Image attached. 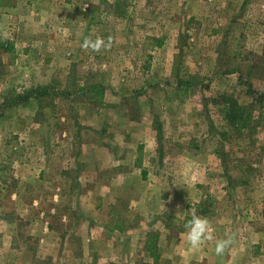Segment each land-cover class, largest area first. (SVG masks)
Wrapping results in <instances>:
<instances>
[{
    "label": "rangeland",
    "instance_id": "obj_1",
    "mask_svg": "<svg viewBox=\"0 0 264 264\" xmlns=\"http://www.w3.org/2000/svg\"><path fill=\"white\" fill-rule=\"evenodd\" d=\"M67 2L30 9L29 18L42 19L23 32L38 30L37 23L55 38L37 39L35 59L0 53V264H62L51 256L57 222L76 212L81 221H103L109 213L127 241L153 242L163 224L172 227L167 235L178 234L191 216L188 206L205 201L216 236L247 233L232 229L238 220L264 228V0L237 5L232 17L197 21L174 19L173 5L153 0ZM21 23L17 18L15 29ZM96 36H111V47L85 51L83 41ZM159 43L162 52L154 50ZM181 78L192 81L187 93L177 87ZM38 87L49 88L41 100L16 103ZM93 88L104 90L102 99ZM223 94L252 109L256 125L249 135L227 127L225 108L212 103ZM139 147L149 178L117 182L118 172H133ZM62 171L78 189L72 206L66 195L64 204L57 201V188L67 186L57 179ZM164 205L168 212L143 215ZM32 207L35 212L25 211ZM127 248L132 264L153 263L141 245ZM209 248L208 259L193 263L225 264ZM41 252L45 260L37 258Z\"/></svg>",
    "mask_w": 264,
    "mask_h": 264
},
{
    "label": "crops",
    "instance_id": "obj_2",
    "mask_svg": "<svg viewBox=\"0 0 264 264\" xmlns=\"http://www.w3.org/2000/svg\"><path fill=\"white\" fill-rule=\"evenodd\" d=\"M63 1H65V3H68L67 0H59V2H63ZM153 1L155 3H169L173 5L174 13L178 15V17L174 15V19L184 20L186 18H189V20L193 19L197 21L201 19L205 20L208 19L209 17L213 18V16L215 19H219L220 17L224 18V15L232 17L230 13L233 12V9H235L237 5L242 4L243 6V4H247L252 0H163V1L153 0ZM55 3H57V0H0V37H1L0 42L6 43L5 44L6 46L10 45L13 51L17 53L21 52L22 57L24 58H28L29 60L35 59V57H31V54H33V52L35 53V50L32 48H34L37 39L40 38V36L45 35L44 41L45 43H48L52 39L54 41L55 38L47 35V33H45L44 31V28H41V26L37 23L35 24L36 26L38 25V30L32 29L33 31H29L27 35L25 34V32H23V28L24 26H26V23L28 24L31 21L34 22V21H38L39 19H42V17L29 18L30 9L36 11V8L37 9L41 8L39 7V5L55 4ZM19 12L21 16H19ZM35 16H37V14ZM17 18L21 19L22 23L20 26H18L15 29L16 26L14 24L17 22ZM26 27L29 28V30L31 29V26H26ZM32 28H36L34 24L32 25ZM53 31L55 34L57 33V31H55L54 29ZM30 32H32V34L37 33L38 35H30ZM5 33L7 35H5ZM19 45L26 46V48L22 47L24 49H19L20 48ZM56 46H57V40H56ZM165 49L166 46L164 44L162 45V43L161 46L154 47V50L155 51L157 50L159 52H162ZM0 53H2L5 57L6 55L7 56L10 55V53H8L7 51L1 48H0ZM34 64H36V62H34L33 65ZM148 148L150 150L152 148V143L150 142V140L147 146L145 147V151H144L145 153L148 152ZM138 160L140 161V164L137 167L136 163ZM144 163L145 162L141 154V156L139 155V157H137L133 161L132 163L133 172L131 174H125V173L119 174V172L117 173V178H116L117 182L121 181V183L125 184L126 181L129 182L131 178H135V176L137 175L139 176L140 180H144L143 175L145 177V180L148 179L150 174L144 168L145 166ZM135 170H137L138 173H136ZM66 172L62 171L61 175H58L57 177V179H62L63 182L67 185L66 188L64 189L57 188V201H58V197H62L64 204L67 196L69 199L68 202L70 203L69 205L72 206L73 201L70 197H72V195L78 197V191H77L78 189L76 190V188L73 187V178L69 176L68 171ZM114 178L115 177L109 179L105 183V185L108 183L111 184V181H113ZM108 188H112V187H108ZM188 191L191 192L190 194H194V191H192L191 189H188ZM64 195L66 196L64 197ZM199 203L201 202H197V204ZM74 206H76V204ZM110 208L111 210H113V206ZM29 210L35 212V209L33 207L25 209V211H29ZM163 210L164 212H168L165 211L168 210L166 205L160 208L147 207L144 210L146 211V213H143V215L157 214L158 212H161ZM181 211L185 212V208ZM70 213L73 215L72 212ZM171 213L172 212L163 215H165L166 217H172L173 215ZM104 215L105 218L103 221H98L94 217L91 218L92 216L90 217L91 218L90 220L81 221L80 220L81 215L78 212H76L73 215L74 218L73 220L70 219L68 215L63 214L60 222H57V238H56L57 254L54 255L53 253L51 254V256L53 258L57 257V260L61 261L62 264H76L75 261H86L85 264H89L88 261H92V260H97L98 264H111V262L109 261L114 262L116 261V259H118L117 264H132L131 261L129 260V257H131V252L128 251L127 247L137 244V245H141L142 252L152 260L153 258L151 254L154 252V254L157 257H159V264H164V261L169 264H194L193 262H203L204 259H208L209 255L207 254L211 252L209 246L212 247L213 250H215L216 240L225 238L226 236L225 234H222L223 231H219L220 232L219 234L220 238H219V235L216 236L215 230L217 228H214L215 239H213L212 241H206L199 250H194L189 246L187 242V238L185 235L187 231L185 230L186 219H184V221H182L181 223V225H184V227L176 235H167V233L169 234V232L171 231L172 227L170 224H163V229L165 230V232L162 233L163 235L158 234L157 236H155L153 240L154 243L151 241V239L147 240L145 238H141V239L133 238L131 241L129 240L127 241L123 235L125 231L122 230L121 232L117 230V228H115L116 226L110 225L108 221V217L110 216L109 213H105ZM197 215L203 216L200 214ZM209 215L205 217L208 218L211 217ZM174 216L176 217L175 214ZM240 219L241 221H243L242 218ZM146 227L148 228V232H151L150 231L151 227L149 225H147ZM46 228L49 229L48 227ZM232 229L233 230L243 229L244 231H247V233L245 234L240 233L241 234L240 237H235V242L231 246V248L223 256H218V258L224 259L225 264H248V261H254V260H260L261 262H264V228L261 229L258 226V224H252L251 227H248V224H245L244 221L243 223H241V225H239V220H238L237 225H234ZM223 230H227V231L231 230V227L230 228L226 227ZM250 230L252 232H250ZM255 235L260 236L261 241L254 242V240L257 238V236ZM40 242H42V240H40ZM151 244H155V248L153 250L150 249ZM37 258L41 260H45L46 257L44 255V252L39 253L37 255ZM106 261L108 262L106 263ZM149 263L153 264L152 262Z\"/></svg>",
    "mask_w": 264,
    "mask_h": 264
},
{
    "label": "trees",
    "instance_id": "obj_3",
    "mask_svg": "<svg viewBox=\"0 0 264 264\" xmlns=\"http://www.w3.org/2000/svg\"><path fill=\"white\" fill-rule=\"evenodd\" d=\"M1 41V40H0ZM6 43L0 42V48L7 51L8 53H13V49L10 45L6 46ZM161 46V43L158 44ZM239 54V53H238ZM240 73V71H238ZM192 84L191 79H187V81H183L182 78L178 80L177 87L184 89V91L187 93L189 91V88ZM245 86L250 85L249 83H245ZM251 85L249 86V89H251ZM48 87H38L31 92H28L27 94L23 96H18L16 103H24V102H30L31 100L38 101L41 100L45 95H47ZM93 92L99 94L101 99L104 95L103 89L93 88ZM212 103L215 105H221L224 109V120L226 122L227 127L233 129L234 131L238 132L239 134H243L245 132L248 133V135L253 130L254 126L256 125V120L254 118V113H252V109L249 108V106L241 105L236 98H234L233 95H220L217 99H213ZM2 116L0 112V117ZM156 131H157V138L159 140V152L162 154L164 147L161 145V135H162V125L158 122L156 123ZM139 155H141L142 147H139L138 149ZM140 164V161L138 160L136 163V166L138 167ZM143 179H145L143 175ZM192 206V207H191ZM191 208H195L197 211V214L207 216L209 215V208L210 204L208 201L201 202L199 204L189 205L188 210L190 211ZM191 219V216L186 218V223ZM117 230L121 231L123 228L120 225H115ZM155 236L153 237V239ZM151 250L155 248V244H151L150 246ZM153 258V264H159V257H157L154 252L151 254Z\"/></svg>",
    "mask_w": 264,
    "mask_h": 264
},
{
    "label": "clouds",
    "instance_id": "obj_4",
    "mask_svg": "<svg viewBox=\"0 0 264 264\" xmlns=\"http://www.w3.org/2000/svg\"><path fill=\"white\" fill-rule=\"evenodd\" d=\"M5 35H7L5 33ZM112 45V37L109 36L107 40L103 37L96 36L95 39L86 38L81 47L87 51L91 49L94 52L108 49ZM191 219L185 225L187 229L185 235L189 246L194 250H199L206 241H212L214 237V228L208 217L197 215L195 208L189 211ZM178 215V213H177ZM234 234H226L225 238L217 239L215 245V253L217 256H223L234 244Z\"/></svg>",
    "mask_w": 264,
    "mask_h": 264
}]
</instances>
